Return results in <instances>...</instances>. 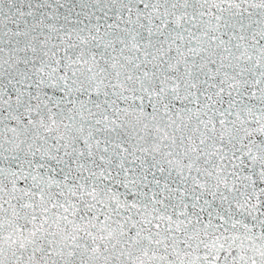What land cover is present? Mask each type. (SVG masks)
Returning <instances> with one entry per match:
<instances>
[{"label":"snow or ice","instance_id":"6c2138e0","mask_svg":"<svg viewBox=\"0 0 264 264\" xmlns=\"http://www.w3.org/2000/svg\"><path fill=\"white\" fill-rule=\"evenodd\" d=\"M0 264H264V0H0Z\"/></svg>","mask_w":264,"mask_h":264}]
</instances>
